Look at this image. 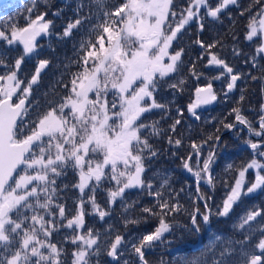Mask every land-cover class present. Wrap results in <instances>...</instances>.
<instances>
[{"label":"snow or ice","instance_id":"1","mask_svg":"<svg viewBox=\"0 0 264 264\" xmlns=\"http://www.w3.org/2000/svg\"><path fill=\"white\" fill-rule=\"evenodd\" d=\"M233 8L239 10L238 17L232 15ZM73 11L74 18L61 33L54 32V21L46 19L48 11H39L35 3L27 8L23 26L0 25V264H101V256L110 258L109 264H149L146 252L171 243L168 236H175V221L181 214L188 220L180 226L181 235L199 234L205 228L210 232L208 243L199 249L201 255L186 264H208V252L211 264H264V205L237 217L233 231L239 238L226 239L212 229L213 216L228 218L243 197L264 193V104L257 128L239 106L245 100L241 89L237 106L229 113L233 121L221 120V127L200 144L189 142L193 151L181 160L183 169L195 178L197 195L188 194L192 209L180 200L186 189L177 190L167 171L157 172L155 184L145 175L164 154L154 140L166 139L173 149L184 143L177 131L182 110H177L167 128L159 120L149 122L145 114L158 110L163 120L169 112V103L157 98L162 82L183 91L185 80L177 77L185 69L197 79L203 75L195 61L189 67L182 59L181 41L192 25L197 30L192 43L202 50L197 59L207 58L204 67L220 69L214 79L227 77L225 96L237 88L238 81L264 82V0H250L247 5L240 0H123L114 10L108 8V0H89L87 5L80 0ZM61 12L57 9L52 15ZM225 17L229 29L223 37L218 33L211 40L202 38L208 23L223 25ZM239 18L244 19L243 41L249 52L240 47L235 30ZM74 30L83 36L74 51L76 59L65 58L66 71L61 75L70 74V79L57 80L51 92L43 93L42 101L34 86L51 60L40 58L39 40L52 35L69 38ZM229 37L231 56L243 57L248 71L237 70L227 61L223 50L229 47ZM29 59H35L36 65L26 77L22 66ZM215 101L212 83L198 86L187 112L199 120L197 109ZM237 125L259 139L245 140L251 158L239 167L229 164L225 172L230 175L219 177L211 165L227 146L222 129L239 132ZM209 141L210 151L201 160V149ZM194 156L195 167L190 163ZM69 169L77 177L72 185L79 193L74 208L60 202L62 190L57 184ZM218 180L226 192L213 211L208 203L211 197L201 191V184L214 189ZM132 190L151 197L150 205L137 208L139 201L127 203ZM99 191L106 193L104 206L97 201ZM118 202L125 230L149 217L156 226L138 239H126L105 220ZM86 216L98 217L106 225L104 230L86 227ZM62 228L69 232L55 240L54 234ZM126 254L136 260L124 259Z\"/></svg>","mask_w":264,"mask_h":264},{"label":"trees","instance_id":"2","mask_svg":"<svg viewBox=\"0 0 264 264\" xmlns=\"http://www.w3.org/2000/svg\"><path fill=\"white\" fill-rule=\"evenodd\" d=\"M80 2V0H10L8 1L4 6L0 8V25L7 22H17L20 26H23L25 24V18L27 17V8L30 7L33 3L37 5V8L39 11H48V16L46 19H52L54 21V32L55 33H61L63 28L66 26V24L74 18V8L76 4ZM85 5L88 4L89 0H83ZM123 0H108V8L109 9H115L117 6H119ZM250 2V0H240V3L242 5H247ZM213 3H215V0H213ZM7 6V7H5ZM57 9H61V15L59 16H53L52 13L56 12ZM87 10V8L85 9ZM232 15L236 17L235 15L239 12V10H231ZM11 17V21L8 20V18ZM229 29V22L228 19H224L223 25L217 24V23H208L206 25V32L208 35V40H211L213 37H215L218 33L221 34V37H223V33L227 32ZM237 30V28L235 29ZM83 36L82 32H76L74 30V34L72 37L64 38V39H58L56 35L52 36H46L41 37L39 40V43L41 44L40 58H47L51 60V64L48 69H46L42 73V79L39 85L34 86L35 95L41 97V100L43 101V93L45 91L51 92V87L55 85V82L57 80H63L67 82L70 79V74H64L65 68L64 64L67 62L66 57L76 59L74 56V51L76 48H78L79 41L81 40ZM96 37L93 36L92 39L94 40ZM185 39V37H184ZM183 41V40H182ZM227 43L229 45L228 48L224 49L223 51L226 54L227 61L234 66L237 70H243L248 71L249 68L243 63V57L235 58L231 56V45L232 41L229 37L227 40ZM2 44V42H0ZM242 46L241 48H243ZM187 46L185 48V52L187 51ZM54 49V51H53ZM215 51V49H214ZM246 52V51H245ZM14 55V53H12ZM185 60V59H184ZM36 65L35 59H29L25 65L22 66L23 74L27 77L32 74L34 71ZM72 70H75V65H73ZM255 73V70H252ZM214 82V86H217V80H211ZM224 82L226 84L227 77H224ZM237 88H235V91L227 98L224 99V104L219 106H214L213 108L209 109L206 114L202 115L198 121V125L200 127H203L205 125V122H213L215 126L218 125L220 119L227 118L228 122L233 121L234 117L232 115H229L233 107H236V103L239 101V97L241 94V89L244 90L245 100L240 103L241 110L243 114L250 120H254L256 118V111L260 108H253L252 102H251V94H261L264 93L262 91V88H264V82L256 81L253 83L252 81H245L242 80L241 83L237 84ZM58 90L60 91H66L65 89L59 88L58 85H56ZM205 116H208L207 119H205ZM192 126H195V124H192ZM238 128V126H237ZM192 134H195V130H192ZM209 134L211 132L209 131ZM238 138V140H245L247 137L244 133V128L240 127V131L237 132L235 130L230 131L228 135L223 137V141L226 142L227 146L223 149V156L221 154V151L217 152V155L215 157L214 163L211 165L212 171L214 174H216L219 177H224L226 175H230V173H226L225 169L229 164H233L236 167L241 166L243 163L248 161L252 154L246 149L238 150V148L235 146L234 139ZM201 139V136H200ZM210 145L207 148V150H201L203 151L201 155V160L206 158L208 155V152L210 151ZM206 151V155H204V152ZM170 157L168 155L163 154L159 159H155L154 162L151 163V166L148 168L147 172L145 173L146 176L153 179L154 184L158 183L157 179V172L158 171H167L171 177H172V184L173 186L179 190L181 187H184L186 189V192L180 193V200L181 203L188 209H192L193 207V200L188 198V194L190 193L193 198H195V192L194 187L191 185V189L189 190V185H187L183 180H180L177 178L173 168L172 163H170ZM59 179L57 180L58 184ZM211 194L205 192V195H208L211 197V199L208 201L209 205L212 207V210L215 211L216 207L220 205L222 199L225 196L226 189L225 187L220 183L218 180L216 182L215 188L209 189ZM132 201H139L137 204V208L142 205H150L151 199L147 197L146 194H138L137 191H131L127 194V203H131ZM203 202V201H202ZM248 205H242L239 209L236 208V206L233 209V212L230 214L228 218H221V217H215L212 218V229L214 232H220L223 234L224 238H239L238 233L233 231V224L236 222L237 217L243 214L246 210H248ZM136 215H139V212H135ZM122 218H123V208L121 207L120 203L117 204V210L112 213V215L106 219V221L114 224L115 227L119 228L120 232L125 236L126 239L132 240L133 238H139L140 235L145 234L147 232H150L154 226H156V221L152 219L151 217L148 218L147 222H141L139 225H129L128 229L125 230L122 224ZM259 220V219H258ZM188 222L187 215L181 214L178 215L175 221L176 229H175V236L169 235L168 239L171 241V243H165L159 245V247L165 249V248H173L175 246H178L179 244H187V243H194L197 235L196 233L189 234L188 232H183V235H181V225L186 224ZM120 223L121 226H118ZM101 231L104 230V228H97ZM63 234H66V230L61 229L60 233L54 234V239L58 240V236L61 238ZM200 235V243L196 247L195 250H191L186 248L185 245L182 246V248H179L178 250L174 252H169L167 254H150L146 255V259L148 260L149 264H160L161 260L163 261V264H186L187 261H190L193 257L200 256L201 253L199 249L203 248L204 245H206L209 241L210 232L207 228H205ZM258 236V233H257ZM167 246V247H166ZM69 248H71V245H68ZM165 247V248H164ZM159 250V249H158ZM128 253H131V248L129 247ZM126 254L124 259H130L132 261L136 260V257L134 255ZM211 258L212 253L208 252L205 259H207L208 264H211ZM101 264H109L106 256H101Z\"/></svg>","mask_w":264,"mask_h":264},{"label":"flooded vegetation","instance_id":"3","mask_svg":"<svg viewBox=\"0 0 264 264\" xmlns=\"http://www.w3.org/2000/svg\"><path fill=\"white\" fill-rule=\"evenodd\" d=\"M233 10L237 11L238 9L233 8ZM235 16L238 17V13ZM224 19H227V17H225ZM236 28H237L236 31L240 36V41H241L240 47L244 46L243 50L246 52L251 51L247 42L243 41V31H244V19L243 18L238 19ZM196 34H197L196 26L192 25L190 33L185 36V39H183V41H181V46H183L184 48H186V46L188 47L183 58H185L184 61L189 67L191 66V63L195 61L197 64V71L202 72L203 75H201L200 78L197 79L196 76L191 75L187 71V69H185V71L181 73L180 76L177 77V79H179L182 76L183 79L185 80V83L181 85V88L183 89V91H177L176 89H170L167 87L166 84L162 82L161 87L157 93V98L162 100L165 103H169L170 105L169 112L166 114V117L163 120H161L158 110H154L153 113L145 114V117L148 118L149 122H151V120H159L161 126L164 128H167L168 125L172 123L173 119L177 117V110H182L184 112V116L181 117L182 123L177 126V131L178 133L181 134L180 138L184 142L181 148L179 149L171 148L167 144L166 139H160L158 141L157 140L153 141L158 149H163L164 154L170 157L169 159L170 163H172V165L174 166L173 170L177 178L180 180H184L183 178L184 172H183L181 158L186 157L190 152H192V149L189 147V142L195 141L196 143L200 144L206 139L207 135H209V131L211 132V134H213L217 127H221L220 123H218V125L215 126L213 122L210 123L207 121L205 122V125L203 127H200L198 125L199 120H196L192 116L190 117L187 112L188 104L195 99L196 87L205 86L206 84L209 83L208 82L209 76L215 77L220 72L219 71L220 69L215 68V67H212V68L204 67V64L206 63L207 58H205L204 61H200L197 59L198 54L202 50L198 47V45H195L192 43V41L196 37ZM201 35L203 39L208 40V35H207L206 30ZM166 79H170V78H166ZM241 82L242 80L238 81L237 84ZM252 82L255 83L256 81H252ZM214 91L217 93V101H215L213 104L215 106L223 105L224 101L223 99H221L222 97H224L223 96V91H224L223 78L217 79V88ZM251 102H252L254 109L260 108L261 105L264 104V93H261V94L252 93ZM236 106H237V103H236ZM203 111L204 110H202L201 112L203 113ZM201 112H198V114L200 115ZM255 114H256L255 116L257 117L258 115H261V112L257 110ZM207 117L208 116H205V119H207ZM259 119L260 117H258L255 121L252 120V122H254V125L257 128L259 126L258 125ZM221 120L223 119H220V121ZM192 123H195V126H192ZM192 130H195L194 135L192 134ZM223 132L224 130L222 129L221 134H223ZM200 136H201V139H200ZM251 139L258 140L259 138L252 137ZM208 146H209V142L207 144H204L201 150H207ZM236 146L238 148L247 147L246 144L240 143L238 141L236 142ZM172 151H176L178 155L172 156L171 155ZM204 155H206V151L204 152ZM190 163L193 164V162H190ZM58 179H59L58 185L60 186L62 190L60 194L63 197V199L60 202L65 203L67 208H74L75 206L74 201L77 199L79 193H78V190L72 187V185L76 182L77 177L74 175L72 170L69 169L66 176H62ZM65 185H67L68 187L65 188L64 187ZM201 187H202L201 191L205 192V189L203 188L204 187L207 188L206 185L201 184ZM105 198H106V193L104 191H99L97 193V201L102 206H104L105 204ZM244 198L245 200L242 198V201L236 205V208L239 209L243 204L248 205L249 206L248 209L264 205V193H257V194L244 197ZM116 210H117V205H115L111 209V212L113 213ZM109 217L110 216H108V218ZM85 220H86V227L102 228L106 226L102 222H100L99 218L96 216H86ZM108 223L110 222L108 221ZM62 229H63V232H64V229L69 232V230L66 228H62ZM67 231H66V234L68 233Z\"/></svg>","mask_w":264,"mask_h":264},{"label":"water","instance_id":"4","mask_svg":"<svg viewBox=\"0 0 264 264\" xmlns=\"http://www.w3.org/2000/svg\"><path fill=\"white\" fill-rule=\"evenodd\" d=\"M5 1H7V0H0V6L3 5V4L5 3ZM204 107H205V106H204ZM202 108H203V107L198 108L197 111H200ZM108 259H109V261H110V258H108Z\"/></svg>","mask_w":264,"mask_h":264},{"label":"rangeland","instance_id":"5","mask_svg":"<svg viewBox=\"0 0 264 264\" xmlns=\"http://www.w3.org/2000/svg\"><path fill=\"white\" fill-rule=\"evenodd\" d=\"M172 168H174V166H172ZM183 178H184V179L186 178V177H185V175H184V177H183ZM60 239H61V238L58 236V240H60Z\"/></svg>","mask_w":264,"mask_h":264}]
</instances>
